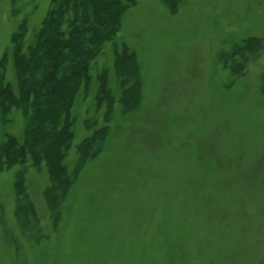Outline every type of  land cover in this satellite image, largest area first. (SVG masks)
<instances>
[{
    "label": "rangeland",
    "instance_id": "obj_1",
    "mask_svg": "<svg viewBox=\"0 0 264 264\" xmlns=\"http://www.w3.org/2000/svg\"><path fill=\"white\" fill-rule=\"evenodd\" d=\"M51 8L0 0V63L14 86V36L25 24L20 44H33ZM125 48L135 108L123 102ZM89 76L72 107L74 181L59 192V221L44 164L0 172V264H264V0H132ZM26 126L20 108H0V146ZM20 175L35 229L18 205Z\"/></svg>",
    "mask_w": 264,
    "mask_h": 264
},
{
    "label": "trees",
    "instance_id": "obj_2",
    "mask_svg": "<svg viewBox=\"0 0 264 264\" xmlns=\"http://www.w3.org/2000/svg\"><path fill=\"white\" fill-rule=\"evenodd\" d=\"M131 5L132 0H52V8L33 44L26 49L20 44L25 36V24L14 36L15 86L6 76L7 58L0 63L1 111L6 116L18 107L27 120L21 141L10 137L0 146V172L16 164L31 163L38 168L44 164L52 183L45 195L54 223L60 218L59 192L66 194L74 181L64 163L74 137V100L82 88L88 89L92 61L101 53L104 44L115 37ZM117 64L121 70L131 68L128 75H132L123 80L129 84L125 90L128 98L123 102L126 107L135 108L140 90L136 59L125 48L122 55H117ZM105 80H101L100 100L106 94L111 100ZM95 141L79 148L81 159L74 176H78L90 159ZM19 178L17 199L24 209V226L38 228V216L22 187V175Z\"/></svg>",
    "mask_w": 264,
    "mask_h": 264
}]
</instances>
